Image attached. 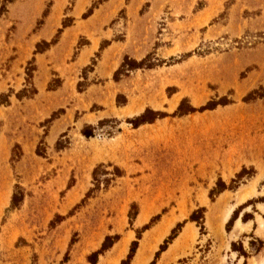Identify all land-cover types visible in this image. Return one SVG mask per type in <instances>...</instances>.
Listing matches in <instances>:
<instances>
[{"label":"rangeland","instance_id":"obj_1","mask_svg":"<svg viewBox=\"0 0 264 264\" xmlns=\"http://www.w3.org/2000/svg\"><path fill=\"white\" fill-rule=\"evenodd\" d=\"M108 236L97 264L134 241L130 264H264V0H0V264H91Z\"/></svg>","mask_w":264,"mask_h":264},{"label":"trees","instance_id":"obj_2","mask_svg":"<svg viewBox=\"0 0 264 264\" xmlns=\"http://www.w3.org/2000/svg\"><path fill=\"white\" fill-rule=\"evenodd\" d=\"M126 67L130 68V70L132 69H139V68H144V66H146L147 68H152L153 65L152 64H145V61L142 62H136V61H132V60H125V65ZM120 73V72H119ZM118 73V74H119ZM185 100L181 103V105L178 107L175 115H178L179 117L181 116H185L187 114H192L195 113L197 111H199L198 109L189 106L187 108H185ZM215 106L213 104H209L208 106L201 108V110H212L214 109ZM167 115L162 113V112H158V111H154V110H146V112L142 115H140L139 117L133 119V120H129L130 123L133 124V126L135 128H138L141 125H145V124H149V123H153L155 120L159 119V118H164ZM92 130H85L84 131V135L87 138L92 137ZM98 170L99 168H97L96 170H94L93 173V177H94V181L96 182L97 187H99L102 183H105L101 180L100 176L98 175ZM244 173H246V169H244L242 172H240L237 176L235 180H232L230 186L228 187L225 182H223L222 179H220L218 181V183L216 184V187L211 191V196L216 195V194H220L222 192H224L227 189H236L238 188V185L240 183V181L242 180V178L244 177ZM115 176H119L118 174H115ZM108 183V181H107ZM24 199V193L22 192V189L20 186H16V189L14 191V194L12 196V201H11V206H10V210H15L18 208V206L20 205V203L23 201ZM256 201L251 200L248 203H246V207L249 205H253ZM240 208L238 210H235L233 217L230 219V221L227 224V231L229 232V228L232 225L233 222H235V220L238 218V212H239ZM204 213H205V208H199L198 210L193 211V213L190 216V221L191 222H195L196 224H198V226H200V228L203 230L204 229ZM250 214L246 213L243 216V222H247L250 219ZM131 221L134 219V217L130 216ZM182 228L181 224H178L176 228H174L171 232V234L169 235V237L164 241L163 245L161 246L160 250L158 251L156 258L159 254L163 253L164 251L167 250L168 246L176 239V237L178 236L180 230ZM146 229H148V226L146 227ZM119 239L118 236H108L106 237L102 247L100 250L94 252L92 255L89 256V261L91 264H97V259L98 257L103 254L104 252H106L109 248H111L113 246V244ZM139 239V238H138ZM257 243V244H256ZM250 247L252 249L255 250V253L258 254L264 247V242L258 238H255V240L251 241L249 243ZM138 248V241H134L132 244V248L131 251L128 255V258L123 261L122 264H130L131 260L134 258V255L136 253V250ZM232 251L234 253H237V255L239 256V258H244V264H247V260L248 258H250V254L248 253V251L246 250V248L244 247L242 242H233L232 243ZM151 264H155V260L151 263Z\"/></svg>","mask_w":264,"mask_h":264}]
</instances>
